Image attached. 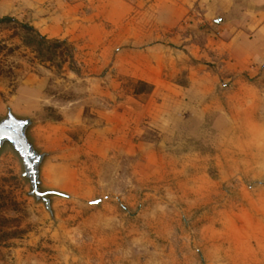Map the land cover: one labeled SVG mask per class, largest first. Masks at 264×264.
<instances>
[{
  "label": "crops",
  "instance_id": "0c3cea01",
  "mask_svg": "<svg viewBox=\"0 0 264 264\" xmlns=\"http://www.w3.org/2000/svg\"><path fill=\"white\" fill-rule=\"evenodd\" d=\"M197 15L224 38L200 43L202 31L190 24ZM5 18L27 20L73 50L51 93L54 75L40 64L14 93L0 77V120L9 110L32 120L28 137L45 156L40 182L47 192L89 202L97 186L125 174L123 166L134 178L158 183L189 165L221 173L222 159L231 173L241 155L249 166L244 178L264 182V103L246 110L245 123L260 117L261 125L247 134L239 155L237 119L222 91L264 72V0H0ZM19 45L0 26V46ZM206 61L216 64L207 68ZM125 80L146 91L126 89ZM67 81L86 85V92L58 91ZM50 111L58 119H48ZM252 191L264 206V184Z\"/></svg>",
  "mask_w": 264,
  "mask_h": 264
},
{
  "label": "rangeland",
  "instance_id": "374dc122",
  "mask_svg": "<svg viewBox=\"0 0 264 264\" xmlns=\"http://www.w3.org/2000/svg\"><path fill=\"white\" fill-rule=\"evenodd\" d=\"M197 16L200 20L190 18V24L202 31L200 43L208 36L217 41L224 38V32L205 20L206 16ZM14 20L30 25L27 20ZM1 29L12 32L20 42L18 48L0 46V77L9 83L12 93L26 72L39 70L35 64L52 71L48 93L55 91L53 80L72 61L71 47L65 51L60 70L57 63L40 62L23 45L17 24ZM204 64L212 68L216 63ZM242 81L222 90L237 119L239 155L245 152L247 134L260 130V117L253 125L245 120L252 104L264 103V72L252 81ZM68 83H62L58 91L73 97L86 92V85ZM124 86L146 91L143 85L128 80ZM252 95L258 101H252ZM48 116L52 121L58 119L52 111ZM242 156H237L231 173L222 159L221 173L213 166L206 174L189 165L183 166L187 171H174L158 183L134 178L123 166L125 174L118 173L108 187L106 182L97 186V195L89 202L50 197V213L31 195L23 162L7 145L0 154V264H264V206L252 191L261 189L264 182L244 178L249 166ZM41 189L47 192L46 187Z\"/></svg>",
  "mask_w": 264,
  "mask_h": 264
},
{
  "label": "water",
  "instance_id": "95a60500",
  "mask_svg": "<svg viewBox=\"0 0 264 264\" xmlns=\"http://www.w3.org/2000/svg\"><path fill=\"white\" fill-rule=\"evenodd\" d=\"M32 124L31 119L18 118L9 110L6 118L0 120V154L7 145L14 149L23 162V176L31 185V195L37 201L43 202L46 209L52 213L50 197L60 194L43 192L41 189L40 168L45 156L40 154L29 140L28 132Z\"/></svg>",
  "mask_w": 264,
  "mask_h": 264
},
{
  "label": "trees",
  "instance_id": "16d2710c",
  "mask_svg": "<svg viewBox=\"0 0 264 264\" xmlns=\"http://www.w3.org/2000/svg\"><path fill=\"white\" fill-rule=\"evenodd\" d=\"M6 24H17L20 28V35L23 45L36 54L42 63H57L58 69H62L65 63V51L69 47L65 41H50L42 36L36 29L28 24H20L13 18L0 20V26Z\"/></svg>",
  "mask_w": 264,
  "mask_h": 264
}]
</instances>
